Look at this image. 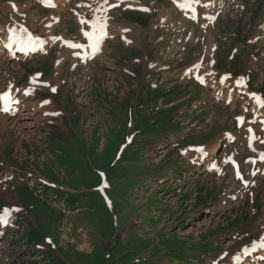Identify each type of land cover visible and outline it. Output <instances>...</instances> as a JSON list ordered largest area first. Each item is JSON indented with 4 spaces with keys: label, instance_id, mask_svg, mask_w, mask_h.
<instances>
[{
    "label": "rangeland",
    "instance_id": "obj_1",
    "mask_svg": "<svg viewBox=\"0 0 264 264\" xmlns=\"http://www.w3.org/2000/svg\"><path fill=\"white\" fill-rule=\"evenodd\" d=\"M88 1L0 0V38L17 24L50 39L20 61L0 55V92H33L20 102L31 115L0 130V214L17 219L0 229V264H264V127L247 122L264 110V0ZM80 5L115 30L86 66L87 41L61 63L58 40L78 36ZM32 77L38 91L24 89ZM77 231L89 251L68 239Z\"/></svg>",
    "mask_w": 264,
    "mask_h": 264
},
{
    "label": "bare ground",
    "instance_id": "obj_2",
    "mask_svg": "<svg viewBox=\"0 0 264 264\" xmlns=\"http://www.w3.org/2000/svg\"><path fill=\"white\" fill-rule=\"evenodd\" d=\"M46 0H41V3L44 4ZM70 0H65L66 3H68ZM183 1V0H182ZM52 2L54 3V6H58V0H52ZM59 2H61V0H59ZM185 2V1H184ZM130 4V3H129ZM133 7H136V6H133ZM178 7L181 9V11L187 15L189 18L191 17L189 14H188V10L190 8H193V9H196L197 10V4L194 2H185V4H178ZM79 10L77 11L76 15H77V21L79 22L78 24H76V27L78 28V36H75V34H73V36L65 41L66 37L63 36L62 34L60 35V42H61V46L60 47H65L66 48V51L64 48V53H65V56L66 58L64 60H62L61 63H63V61H70V57L72 59V55L70 54V49L67 47V45H73L72 48L76 49L79 47V44H82L81 42L83 41H87L88 43V48H87V52L85 53V55H81V58L83 57L84 58V62H83V65L86 66L88 64V56L91 54L94 56V58L92 59V61L95 59L96 57V50L97 48L99 47V45L101 44L102 42V37L103 35H105L107 32L104 30V27L105 25H100L103 21V11H98L97 13H95L94 15H92V22L84 15V11H83V6L80 5L78 6ZM67 18V17H66ZM70 19V18H69ZM73 19V18H72ZM196 19L198 20V11H197V14H196ZM48 20V19H47ZM46 20V21H47ZM62 16L58 15L57 17H53V19L50 21L49 24H47V28H48V32L47 34L49 35V33L54 30L58 25L61 24L62 22ZM20 26H17V24H14V28H9L8 31H7V35H6V38L5 39H2L0 41V55H4V61L5 62H10L12 61L13 59L14 60H17V61H20L28 56H30L32 53L34 52H37V51H40V50H44V47H47L48 45V41H50V39H42V40H39L38 39V36H34L33 37V40H32V44L31 46L29 47V49L27 50L26 47L21 44L19 45V42L17 40V37L18 36H24V35H28L30 33H20L22 31H19V28ZM53 28V29H52ZM24 29V28H23ZM134 31V30H133ZM69 32V31H68ZM75 32V31H74ZM124 34V33H123ZM135 34V33H134ZM126 35V34H125ZM129 35V34H127ZM127 37V36H126ZM75 41H80V42H76L74 43ZM42 42V43H41ZM67 44V45H66ZM74 45H78V47L74 46ZM83 45V44H82ZM83 47V46H82ZM128 47V46H127ZM71 48V47H70ZM71 48V49H72ZM86 48V46H85ZM84 48V49H85ZM82 49V48H81ZM128 50V49H127ZM63 53V54H64ZM64 57V56H62ZM61 57V58H62ZM91 61V62H92ZM61 63H58L59 65ZM69 63V62H67ZM158 64V63H157ZM72 66V70H78V67L76 68L75 64H70ZM60 67V66H59ZM66 67V66H65ZM197 68V67H196ZM196 68L195 69H188L186 72H185V75L189 76L191 75L192 73H195V75H197L198 71H196ZM68 71V70H67ZM66 72V71H65ZM122 72V71H121ZM115 73V72H114ZM119 75V74H118ZM124 75V74H123ZM122 76V75H121ZM37 79L38 76L36 77ZM36 78L32 77L30 79V82H31V85H29V87L27 88H24L26 90H29V89H35L36 91H38V86H41L44 84L43 82L41 81H37ZM52 79V78H51ZM50 79V80H51ZM107 81V80H106ZM118 81V80H117ZM104 82V81H103ZM109 82V81H108ZM125 82V81H124ZM49 83V82H48ZM109 84V83H108ZM119 84V83H118ZM114 85V84H113ZM122 85V84H120ZM49 86V85H48ZM106 86V85H105ZM58 87V86H57ZM112 87V86H111ZM40 88V87H39ZM110 88V87H109ZM119 88V87H118ZM131 88V87H130ZM91 89V88H90ZM123 89V88H122ZM22 90V89H21ZM20 90V91H21ZM95 90V89H94ZM17 91V90H16ZM105 92V91H104ZM5 93H7V91H4V92H1L0 94V97L2 95H4ZM28 93H33L32 91L31 92H27V91H23L22 94H21V99H16V97L14 96V94L11 95V100H12V109H11V112L9 115L7 114H3L1 113V108H0V130H3L5 129V123L7 121H12V122H15L17 123L20 118L23 119L24 116H30V111L27 109V107L24 105V104H20L21 100L23 99H26V95L28 96ZM36 93V92H35ZM86 93V92H85ZM29 94V95H31ZM33 95V94H32ZM85 95V94H84ZM30 97V96H29ZM87 100V99H86ZM39 106H41V108H45L47 106V104H49L46 100H40L39 102ZM90 103V102H89ZM47 108V107H46ZM35 110V108H32ZM49 109V112H52L51 114H54V109L51 108V105L47 108ZM29 111V112H28ZM33 112V111H32ZM26 113V114H24ZM47 115V114H46ZM45 115V116H46ZM51 116V115H49ZM58 116V115H57ZM28 118V117H27ZM51 118V117H49ZM56 118V116L54 117ZM99 121V120H98ZM95 122V121H93ZM20 127V126H18ZM96 127V126H95ZM98 127V126H97ZM90 129V128H89ZM101 130V129H100ZM95 132V131H94ZM62 133V132H61ZM216 146L215 147H211L209 151L210 153L209 154H214L215 153V150L219 147V142H217L215 144ZM37 148V147H36ZM37 150V149H36ZM42 151V150H41ZM205 153V152H204ZM205 155V154H204ZM199 158V157H198ZM202 157H200L201 159ZM33 161V160H32ZM213 166V165H212ZM209 167V166H208ZM210 170V169H209ZM4 183V182H3ZM2 186V185H1ZM10 213H11V217H13V214L10 210H8ZM10 217V218H11ZM8 222H11V220L9 219ZM73 227V226H72ZM1 231H2V228L1 227ZM70 229V228H69ZM73 231L71 230L69 233H72ZM78 232V231H77ZM75 233L76 236L73 237L74 239H71V238H68L70 239V242L73 244V245H76L81 251L83 250H86L89 251L90 250V244H89V240L86 236L83 237V233L80 231L78 233ZM68 233V231H67ZM68 233V236L70 237L71 235H69ZM68 241V240H67ZM249 254V253H248ZM260 254V253H259ZM264 255V253H263ZM234 259V258H233ZM246 260L245 256H241L239 259H237V262H242Z\"/></svg>",
    "mask_w": 264,
    "mask_h": 264
},
{
    "label": "snow or ice",
    "instance_id": "obj_3",
    "mask_svg": "<svg viewBox=\"0 0 264 264\" xmlns=\"http://www.w3.org/2000/svg\"><path fill=\"white\" fill-rule=\"evenodd\" d=\"M74 46L78 47V45H74ZM53 91H55V89H53ZM2 98H7V94H5V96H3V97H0V99H2ZM240 119H242V118H240ZM261 159H264V155L261 156ZM237 175H238V178H240L239 177V173H237ZM4 214L7 215L8 214V210H5ZM0 219H3V217H0Z\"/></svg>",
    "mask_w": 264,
    "mask_h": 264
}]
</instances>
